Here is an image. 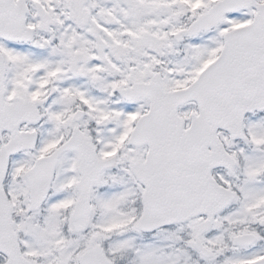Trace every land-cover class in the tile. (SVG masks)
<instances>
[{"label":"snow or ice","instance_id":"snow-or-ice-1","mask_svg":"<svg viewBox=\"0 0 264 264\" xmlns=\"http://www.w3.org/2000/svg\"><path fill=\"white\" fill-rule=\"evenodd\" d=\"M0 264H264V0H0Z\"/></svg>","mask_w":264,"mask_h":264}]
</instances>
